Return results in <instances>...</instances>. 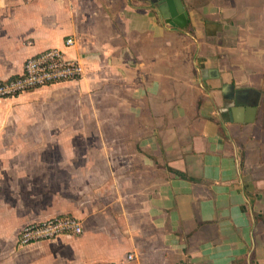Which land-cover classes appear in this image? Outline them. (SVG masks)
<instances>
[{
	"label": "crops",
	"instance_id": "0c3cea01",
	"mask_svg": "<svg viewBox=\"0 0 264 264\" xmlns=\"http://www.w3.org/2000/svg\"><path fill=\"white\" fill-rule=\"evenodd\" d=\"M181 1L183 26L152 0H0V81L53 48L83 67L0 113V264H264V0ZM61 216L83 233L16 245Z\"/></svg>",
	"mask_w": 264,
	"mask_h": 264
},
{
	"label": "built area",
	"instance_id": "2783aa9c",
	"mask_svg": "<svg viewBox=\"0 0 264 264\" xmlns=\"http://www.w3.org/2000/svg\"><path fill=\"white\" fill-rule=\"evenodd\" d=\"M73 44V38L65 41L66 47ZM82 76L83 67L78 61L67 58L60 49H48L29 57L24 62L20 75L0 81V99L12 98L39 88L75 81ZM82 233L83 225L79 219L62 216L27 224L19 233L17 243L19 247H24L63 235L79 236ZM107 264H135V255L129 253L125 260Z\"/></svg>",
	"mask_w": 264,
	"mask_h": 264
},
{
	"label": "water",
	"instance_id": "95a60500",
	"mask_svg": "<svg viewBox=\"0 0 264 264\" xmlns=\"http://www.w3.org/2000/svg\"><path fill=\"white\" fill-rule=\"evenodd\" d=\"M158 6L159 11L165 15L169 23H172L171 18L178 22L179 26L186 23V12L181 0H152ZM166 10L170 11V15L166 14ZM170 17V18H169ZM170 19V20H169Z\"/></svg>",
	"mask_w": 264,
	"mask_h": 264
},
{
	"label": "rangeland",
	"instance_id": "374dc122",
	"mask_svg": "<svg viewBox=\"0 0 264 264\" xmlns=\"http://www.w3.org/2000/svg\"><path fill=\"white\" fill-rule=\"evenodd\" d=\"M39 89H36V90H33L31 92H27V93H23V94H28V93H32V92H35ZM22 95V94H21ZM34 101V100H33ZM35 102H40V100L36 99ZM34 103V102H33ZM30 103H27V104H22V103H16L14 101H12V98H4V99H0V113H21L22 111H26L24 109H29L28 108V105H30ZM29 110H27L26 112H28ZM62 217V216H61ZM53 218H56V217H53ZM53 218H49V219H53ZM45 220H48V219H45ZM43 220V221H45ZM29 224V223H27ZM23 225L21 226L19 229H18V232L17 234L19 235V233L21 232V230L27 225ZM17 235V237H18ZM76 237V236H75ZM18 239V238H17ZM17 239H16V245L18 246V243H17Z\"/></svg>",
	"mask_w": 264,
	"mask_h": 264
}]
</instances>
